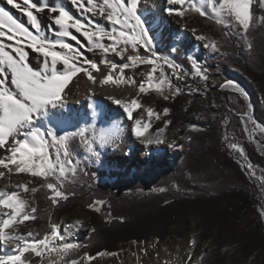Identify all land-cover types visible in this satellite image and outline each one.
<instances>
[{"label":"trees","instance_id":"1","mask_svg":"<svg viewBox=\"0 0 264 264\" xmlns=\"http://www.w3.org/2000/svg\"><path fill=\"white\" fill-rule=\"evenodd\" d=\"M253 11L256 20L246 36L243 31L235 33L231 26L191 10L184 11L183 18L196 23L206 40L215 41L219 48L218 52L209 54L191 51L202 71L206 69L204 75L207 79L216 76L221 84L227 81L239 84L253 105L255 121L264 127V23L260 22L264 3L254 0ZM226 93L228 104L224 99L221 101L218 116H211L203 109L205 112L190 132L186 151L171 165L142 166L124 175L120 167L73 155L69 158L76 165L75 173L67 172L62 186L58 184L68 198L57 205L51 204L53 193L43 186L56 181L30 175L26 210L37 208L36 219L32 220L33 236L41 239L50 232L52 223L60 226L70 214L84 212L91 231L85 237H78L76 243L81 247L64 256L69 264L81 260L85 253L96 259L102 256L97 253L116 254L129 242L143 243L150 238L160 241L170 234L172 227L182 226L185 217L193 212L204 219L203 232L210 234L215 227L218 235L215 247L200 257L201 264H222L221 243L225 241L239 255L232 264H247L256 259L264 264V223L258 210L260 193L228 147L231 139L244 135L243 128L235 134L230 121L239 120L238 115L246 112L249 104L238 93ZM164 95L169 99L165 100ZM147 96L155 102L153 110L159 115L156 124L168 119L173 124L192 108L201 107L199 101L191 99L187 107L181 108V93L173 95L170 88H165L163 95L149 88ZM164 109H168L167 114ZM78 138L71 140L76 148L81 143ZM247 150L253 163L264 165L257 150L249 144ZM33 188L36 190L32 191ZM100 200L104 201L98 205L100 211L89 207ZM25 255L31 264H49L41 257Z\"/></svg>","mask_w":264,"mask_h":264},{"label":"snow or ice","instance_id":"2","mask_svg":"<svg viewBox=\"0 0 264 264\" xmlns=\"http://www.w3.org/2000/svg\"><path fill=\"white\" fill-rule=\"evenodd\" d=\"M264 3V0H257ZM7 5L19 11L26 17L27 26L15 18L5 7L0 6V166L9 172L13 167L17 173H28L33 177H42L45 181L49 177L56 183H46L47 189L53 193L51 204L57 205L61 200L68 197L58 187L62 186L67 172L75 173L76 165L70 157V141L79 136L84 139L85 131H64L60 128L59 117L56 111L64 107L63 92L73 77L83 73L87 78L95 83L97 77L93 75L92 69L99 71L97 62L88 58L81 47L86 48L88 53L98 51L102 54H113L124 58L127 48L130 46L134 50H143L144 56H127L125 63L109 62L108 74L103 75L99 82L107 85L130 84L135 86L136 80L132 77H125V69L142 63L151 66L147 73L146 80L139 83V92L145 93L149 88L163 95L165 87L171 86V80L165 75L164 67L171 69L172 75L178 80H185L180 67L168 56L160 54L154 44V37L150 35L146 27V20L142 18L140 5L142 0H70L80 15L90 14L87 23L82 19L75 18L64 6L56 4L50 6L48 3H41L40 0H6ZM170 5H183L188 7L184 11H194L201 16L207 15L202 6H198L196 0H168ZM254 0H211V9L215 13L217 23L231 25L233 28L239 26L245 36L252 27L256 17L253 11ZM184 11L176 7H169L164 10L167 16H183ZM47 16L50 21L49 31L56 37L50 40L42 30L41 15ZM102 18L110 27L105 28L95 22V18ZM264 23V17L260 18ZM58 27V30L56 28ZM79 34L83 37L85 44L76 47L66 42L65 38L77 41L79 44ZM199 40H206L204 35L198 36ZM107 40L109 43L105 44ZM204 48H210L213 52H218L219 48L215 41L209 40ZM251 49V43L248 44ZM175 52L176 49H172ZM30 52L35 55L37 64L33 66L29 61ZM130 62V63H129ZM62 66V67H58ZM192 69L203 79L207 80L204 71L196 59H192ZM118 69V72L116 71ZM159 70V76L154 74ZM147 85V87H146ZM225 85H221L224 87ZM227 86L234 88L241 96H247L243 88L233 81H227ZM177 87L173 95L179 92ZM191 92L196 91L191 89ZM165 100L169 96L164 95ZM117 105H122L128 120L133 119L134 109L142 107L135 98L130 102L115 99ZM89 107L97 110V106L92 104ZM167 114L168 109L163 110ZM159 119L152 108L147 109V116ZM247 124L256 122L245 112L241 117ZM47 123V127L44 125ZM167 124L168 121H165ZM76 128L78 125H71ZM151 128L148 122L142 123V117L135 119V127L132 131L136 137H144V143L151 145L153 142L162 143L159 138L164 133V128L158 130L155 140L145 133ZM245 131H248L245 127ZM264 133V128L260 129ZM112 134L105 133L100 136L101 145L111 141ZM251 140V135L249 136ZM89 150L93 149L94 141L85 140ZM231 150L247 159L245 150L237 143H230ZM49 149L54 150L55 159ZM11 166V167H10ZM253 165L248 163L246 170L249 176H254ZM4 173L0 172V176ZM17 191H0V206L10 209V211L0 212V246L10 248L12 254L0 255V264H31L26 258V253L43 258L45 254L53 252L63 257L71 250L81 247L78 243L65 242L66 237L61 234L60 226L52 223L50 232L43 238L36 239L31 231L26 234H15L8 231L18 223L27 220H35L36 207L26 210V203L18 196V191H27V185L18 184ZM36 189H32L35 191ZM164 189H160L163 191ZM104 201H94L89 204L90 208L100 211L98 205H103ZM264 214V213H262ZM80 223L79 221L77 222ZM93 231H95L93 229ZM31 238V239H29ZM57 241H60L57 244ZM15 242V243H13ZM195 245L196 241H191ZM103 253H97V256ZM81 259L91 261L95 257L88 253ZM49 264H57L56 261H49ZM69 264H80V260H72Z\"/></svg>","mask_w":264,"mask_h":264},{"label":"rangeland","instance_id":"3","mask_svg":"<svg viewBox=\"0 0 264 264\" xmlns=\"http://www.w3.org/2000/svg\"><path fill=\"white\" fill-rule=\"evenodd\" d=\"M144 0H142L143 2ZM186 7H188L187 3L183 5H178L176 8L183 11ZM141 15L142 18L146 20V27L148 20L145 17L143 12V6L140 5ZM204 10V9H203ZM205 11V10H204ZM206 12V11H205ZM207 13V12H206ZM209 14L207 13L206 16ZM208 17L214 19L215 17L209 15ZM176 20H181V24L187 29L192 31L193 35L195 36L196 40L191 42H186L183 45V55L188 60V64L185 63H177L180 67L182 74L185 76V80L181 81L176 79L174 75H172L171 69H168L167 66L164 67L165 75L171 80V86H166L165 88H170L172 92H175L176 88H179V92L181 93V108H185L188 106L191 99H196L200 102V108H192L189 114L181 115V118L177 120L175 123L172 124L170 119L163 120L156 124V117H152L151 119L147 116V109L154 108L155 102L152 98H147L148 91L145 93L139 92V83L141 80H146L147 73L151 70L150 65L137 63L135 66H131L125 69L124 73H129L135 75L136 85L133 88L132 92L134 98L139 101L142 107L135 109L134 116L136 118L142 117V123L148 122L151 124V128L149 129V133L146 136H151L155 140L158 130L160 128H164V133L159 138L163 141L162 143L165 145L164 150L161 153V161L155 160L153 157L150 159L143 158L141 156L138 157L137 161L131 162V160L126 164V158L123 159H116L113 155V152L110 150L109 145L99 143L100 134H97L95 131V127L97 125L96 117L93 116L91 119L83 120L81 123L77 124L76 128L73 127H63L64 131H78L83 129L85 131L84 139L78 138L79 136L75 137L81 142L79 147L76 148L73 146L72 141L70 142V157L73 155L77 156L78 159L80 157L89 159L91 162L98 160L101 163L109 167H120L124 171V175L129 174L132 169L141 168L142 166H162V165H171L174 160L178 158V156L182 155L188 146V137L190 132L195 128L196 122L200 119L201 115L205 112L204 110L208 111L211 116H218V114L222 110L221 101L223 99L228 103V94L226 92H235L237 93L234 88L227 86V82L220 83L216 76H211L209 79L205 80L202 76H199L195 73L194 69L191 67L192 63V50H197L201 54H209L213 51L208 48H204V44L208 43L207 40H199L197 39L198 36L204 35V31L198 28L197 24L194 22H190L184 20L183 16H176L174 15ZM216 20V18L214 19ZM217 21V20H216ZM226 25V24H225ZM231 26V25H229ZM107 26L105 28H109ZM232 27V26H231ZM235 33L242 32L239 29V26L233 28ZM150 35L154 37V44L157 48V51L160 54L165 56L169 55L164 51L167 45H173L176 39V35L172 33L170 24H164L160 29L155 31L153 34L149 31ZM205 36V35H204ZM105 44L109 43L107 40L104 41ZM82 51V50H81ZM139 51V55L144 56L145 53L143 50H134L130 46L127 48L124 58L121 57L113 58L109 62H117L125 63L127 61V56L136 55ZM86 55V54H85ZM87 56V55H86ZM89 58V57H88ZM96 62V61H94ZM130 63V62H129ZM98 64V62H97ZM118 72V69L116 70ZM156 77L159 76V70L154 74ZM235 82V81H233ZM236 83V82H235ZM237 84V83H236ZM221 85H225L221 87ZM147 87V85H146ZM154 88V87H153ZM191 89H195L196 91L191 92ZM226 91V92H225ZM245 98L244 96H242ZM246 99V98H245ZM247 100V99H246ZM248 104L249 101L247 100ZM204 109V110H203ZM253 107L250 106L246 111L248 116L255 121L253 114H252ZM155 113V111L153 110ZM245 113V112H244ZM243 113V115H244ZM239 120H235L231 123L230 126L232 127L235 134L238 135L239 129L243 128L244 135L242 137H236L231 139L228 142L230 143H237L242 146L245 150V156L247 159L242 157L239 152L231 150L235 156V158L239 161L242 168L246 171L247 175L248 171L246 170V165L251 163L253 167V171L255 172L254 176H249L259 190V200L260 204L258 206L259 213L264 223V165L253 163L247 155V146L248 144L252 146L255 150L262 157V161H264V133H261L260 129L263 128L259 125L256 121V125H253L251 121H248L247 124L244 120L241 119L240 115ZM165 121H168L166 124ZM87 125H92V128H88ZM245 127H247L248 131H245ZM88 134V135H87ZM251 135L252 139H249ZM142 139V137H140ZM85 140L94 141L93 149L89 150L88 146L85 144ZM143 140V139H142ZM144 141V140H143ZM72 143V144H71ZM152 144H160L153 142ZM50 153H52V158L55 159V154L53 149H49ZM11 167V166H10ZM4 169V173L6 177L10 180L12 179L16 186L18 184H25L28 187L29 177L31 174L28 173H17L14 170L9 172L7 169ZM17 191L15 187L14 190ZM9 191V192H11ZM18 196L21 200L25 203L28 202V190L24 191L23 189L18 191ZM10 211V209H8ZM80 222L79 224L77 222ZM183 225L176 228H171L170 234L167 235L164 239L157 241L154 238L148 239L146 242L143 243H134L129 242L122 246L120 250L113 255H102L94 260L87 261L86 259H81L80 264H130V260H133L137 255H139L140 262L139 264H146L150 262L154 254L160 255L162 260L165 261L170 255L178 251L188 252V259L187 261H192V264H201L200 257L204 252L210 250L215 247L217 238V232L215 231V227L211 230L210 234L204 231L205 221L201 218L200 215L190 212L185 219L183 220ZM11 232L15 234H26L27 232L31 231L34 232V226L32 220L24 221L23 223H18L14 225L13 228L9 229ZM91 231V224L87 215L81 210H78L75 213L70 214L67 218L63 220V223L60 225V232L67 238V243H76L79 236H87V234ZM209 236V237H205ZM31 239V238H29ZM195 240L196 243L193 245L191 241ZM15 243V242H13ZM60 241H57L59 244ZM222 245V252L224 256V261L222 264H232L233 259L238 258V252L234 250V247L231 245L229 241H225L221 243ZM185 256V255H183ZM181 259H184V257ZM166 257V258H165ZM131 258V259H130ZM46 261H56L57 264H66L64 257L61 261L60 256L53 252L51 254H45L43 257ZM247 264H260V260L256 259Z\"/></svg>","mask_w":264,"mask_h":264},{"label":"bare ground","instance_id":"4","mask_svg":"<svg viewBox=\"0 0 264 264\" xmlns=\"http://www.w3.org/2000/svg\"><path fill=\"white\" fill-rule=\"evenodd\" d=\"M39 2V0H37ZM41 3H48L50 6L61 4L68 10L75 18L82 19L87 23L90 14L87 16H81L79 11L71 5L70 0H40ZM198 6H202L203 9L211 16L215 17V13L211 9V0H196ZM143 12L148 20L147 28L153 34L155 31L160 29L164 24H170L172 33L176 35V39L173 45H167L164 50L169 58L172 59L176 64L185 63L188 64V60L183 55V45L186 42L196 40L192 31L187 30L182 24L181 20H176L174 15L167 16L164 12L169 7H177L178 5H170L168 0H144L142 3ZM0 6L6 8L11 14L17 18L20 22L25 23L27 26L26 17L23 16L19 11L12 8L11 5H7L6 0H0ZM42 30L48 36L50 40L56 39L52 31H49L50 21L47 16L41 15ZM216 18V17H215ZM95 22L101 24L104 27L109 26L102 18H95ZM58 30V27L56 28ZM78 36L77 41H72L70 38H65L66 42L73 44L76 47H80L81 44H85L83 37L75 33ZM172 49H176L172 52ZM81 50L93 61L98 62L99 71L92 69L93 75L97 77V81L93 83L83 73L78 74L70 81L68 86L65 88L62 96L64 101V107L56 111V116L59 117L60 128L72 127L71 125L79 124L83 120L91 119L93 116L96 117L97 125L95 131L97 134L111 133L112 138L109 143L110 150L116 159L126 158L125 163L137 161L138 157L141 156L147 160L153 157L155 160L161 161V153L165 148L163 143L160 144H145L144 137L142 139L135 136L132 129L135 127V119L133 112V119L128 120L127 115L124 112L122 105H117L115 99H121L125 102H130L134 98L133 88L135 86L130 84L113 85L109 83L107 85L101 84L99 81L103 79V75L108 74L109 61L113 58H118L113 54H102L98 51L88 53L86 48L81 47ZM30 63L35 66L37 59L35 55L30 52L29 56ZM62 67V66H58ZM125 77L135 78V75L124 73ZM96 105L97 110L93 111L89 105ZM48 125L45 123L44 127ZM149 133H145V136ZM0 155H4L0 153ZM0 172L4 173L3 166H0ZM16 183L12 179H8L4 173L0 176V191L9 192L14 190ZM9 211L8 209L0 206V212ZM10 231V230H8ZM11 232V231H10ZM67 240V238H66ZM65 240V242H67ZM12 254L10 248L0 246V255ZM185 255V256H183ZM184 259H181V257ZM166 258V257H165ZM131 259V258H130ZM188 252L178 251L170 255L168 258L162 260L160 255L154 254L150 262L146 264H192V261H187ZM140 258L137 255L133 260H130V264H139Z\"/></svg>","mask_w":264,"mask_h":264},{"label":"water","instance_id":"5","mask_svg":"<svg viewBox=\"0 0 264 264\" xmlns=\"http://www.w3.org/2000/svg\"><path fill=\"white\" fill-rule=\"evenodd\" d=\"M209 16V15H208ZM215 19V18H214ZM235 90V89H234ZM236 91V90H235ZM238 94H239V92L238 91H236ZM240 95V94H239ZM241 96V95H240ZM245 97V96H244ZM248 101H249V96H248V94H247V96L245 97ZM227 102V101H226ZM228 104V103H227ZM250 104V106L251 107H253V105H251V103H249ZM243 116V114H241L240 115V117H242ZM260 125V124H259ZM260 126H262V125H260ZM263 127V126H262ZM264 128V127H263Z\"/></svg>","mask_w":264,"mask_h":264}]
</instances>
